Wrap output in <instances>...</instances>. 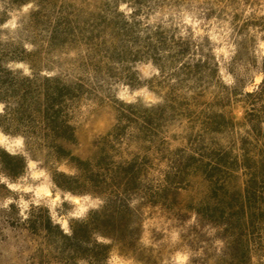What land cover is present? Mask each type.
<instances>
[{"label": "trees", "instance_id": "16d2710c", "mask_svg": "<svg viewBox=\"0 0 264 264\" xmlns=\"http://www.w3.org/2000/svg\"><path fill=\"white\" fill-rule=\"evenodd\" d=\"M165 3L0 0V132L23 140L19 153L0 146V184L12 193L9 184L34 161L61 192L62 205L74 207L67 197L92 202L83 216L65 214L68 229L41 204L17 219L7 216L13 227L49 236L58 264H107L115 252L157 264L152 249L140 245L147 211L161 208L184 220L181 190L198 178L209 184L208 200L185 209L195 214L196 237L204 225L219 229L223 247L214 264H251L264 255V57L256 65L255 40L233 36L235 54L225 65L235 85L228 86L209 36L182 30L172 18L152 22ZM25 8L9 28L12 13ZM143 62L157 70L144 82L136 69ZM238 65L257 68L261 81L252 90L237 77ZM116 79L150 89L160 102H120L116 123L85 155L76 111ZM238 95L241 120L226 110ZM173 124L182 127L186 146L168 153ZM7 210L20 214L14 201ZM204 254L207 264L211 256Z\"/></svg>", "mask_w": 264, "mask_h": 264}, {"label": "rangeland", "instance_id": "374dc122", "mask_svg": "<svg viewBox=\"0 0 264 264\" xmlns=\"http://www.w3.org/2000/svg\"><path fill=\"white\" fill-rule=\"evenodd\" d=\"M165 2V7L152 17V22L172 18L173 24L182 30L188 26L196 35L209 36L216 44V54L223 58L221 74L228 86L235 85V78L226 70L225 65L231 62L235 54V45L231 39L233 36L245 35L255 40L252 42V57L256 59V65L260 64L264 57V30L261 29L264 25V0H165ZM120 10L129 11V8L122 4ZM205 11L213 12L210 18L205 19L203 15ZM26 12V8L22 12H13L8 27L13 29L18 17ZM246 23L256 25L245 26ZM136 66L143 82L157 74V70L150 64L143 62ZM235 70L237 77L245 82L247 90H252L254 85L261 81L256 67L246 70L238 65ZM242 99L238 95L226 109L232 111L237 120H241L245 111ZM120 102H141L149 105L159 103L160 99L150 89L132 87L123 79L105 84L96 95L86 100L75 114L85 155L90 154V150L93 151L96 140L105 135L116 123ZM167 130L168 143L165 149L168 153L186 146L182 127L173 124ZM0 135L1 147L12 153L23 150L21 138L2 133ZM61 169L65 168L62 166ZM239 184L241 185V182ZM9 185L13 187L10 189L12 193L0 184V264H58L51 258L55 252L50 245L49 236L40 238L21 225L13 227L8 223L7 216L17 219L26 214L31 204H41L49 207L53 217L62 225V221L67 220L65 214L68 211L75 217L83 216L87 207L92 205L91 200L78 197L79 203L72 201L75 204L73 208L70 205H62L61 192L53 190L49 174L34 161H30L25 176L17 183ZM208 185L201 178L184 185L185 189L181 190V212L186 214V217L182 221L161 208L147 211L140 245L152 249L153 254L159 258L157 264H203L202 258L207 257L204 252L211 256L207 264H214L215 257L223 247L217 236L219 229L204 225L199 228L200 237H196L191 230L196 225L195 214L185 209L188 205L197 207L208 200L210 193ZM12 201L20 209V214L15 211L8 212L7 206ZM58 209L62 210L63 216L58 215ZM107 264L143 263L115 252ZM251 264H264V255L255 256Z\"/></svg>", "mask_w": 264, "mask_h": 264}, {"label": "bare ground", "instance_id": "6f19581e", "mask_svg": "<svg viewBox=\"0 0 264 264\" xmlns=\"http://www.w3.org/2000/svg\"><path fill=\"white\" fill-rule=\"evenodd\" d=\"M1 108H2V106L0 105V110H1ZM1 134V133H0ZM1 136V135H0ZM1 140V139H0ZM21 141H22V139H21ZM31 162H33V161H31ZM9 187L12 189L13 187L11 186V185H9ZM50 193V190H48V194ZM69 200H72L74 203H79V199H78V197H67ZM62 226H63V228H67V226H68V221L67 220H63L62 221Z\"/></svg>", "mask_w": 264, "mask_h": 264}]
</instances>
